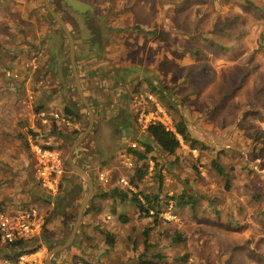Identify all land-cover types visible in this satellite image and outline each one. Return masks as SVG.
<instances>
[{
    "label": "rangeland",
    "instance_id": "374dc122",
    "mask_svg": "<svg viewBox=\"0 0 264 264\" xmlns=\"http://www.w3.org/2000/svg\"><path fill=\"white\" fill-rule=\"evenodd\" d=\"M85 1L96 14L67 11L63 0L50 3L74 35L81 85L94 110L92 131L73 155L94 182L98 211L84 212L74 241L52 261L137 264L161 254V264H264V0ZM149 93L173 128L187 121L195 148L182 140L168 154L140 127L138 107L155 109ZM66 108L80 117L63 116ZM89 122L68 36L46 0H0V209L37 206L46 222L30 246L45 244L49 255L72 234L89 193L87 179L68 161ZM139 138L154 151L136 187L132 179L142 162L127 148ZM36 141L59 150L69 164L57 194L37 178ZM102 171L109 183L100 181ZM116 188L152 195L162 189L158 221L131 202L103 196ZM182 193L197 198L195 208L165 204ZM12 254L0 240V261Z\"/></svg>",
    "mask_w": 264,
    "mask_h": 264
},
{
    "label": "built area",
    "instance_id": "2783aa9c",
    "mask_svg": "<svg viewBox=\"0 0 264 264\" xmlns=\"http://www.w3.org/2000/svg\"><path fill=\"white\" fill-rule=\"evenodd\" d=\"M147 97L159 112L147 109L144 105L138 107L137 122L140 127L147 131L151 124L163 123L174 130L166 108L157 95L149 93ZM42 115L47 122L46 114ZM55 117L58 118L59 114L56 113ZM31 147L37 163L36 175L41 186L51 194L59 193L67 175L66 164L60 151L38 141L32 142ZM99 179L103 183L110 182L109 176L103 171L100 172ZM120 183L130 186V182L124 177L120 179ZM45 222L46 218L37 206L21 207L13 211L0 209V240L6 245L19 241L30 245L41 235ZM24 250L12 257H4L0 264H47L49 250L45 244L31 245Z\"/></svg>",
    "mask_w": 264,
    "mask_h": 264
},
{
    "label": "trees",
    "instance_id": "16d2710c",
    "mask_svg": "<svg viewBox=\"0 0 264 264\" xmlns=\"http://www.w3.org/2000/svg\"><path fill=\"white\" fill-rule=\"evenodd\" d=\"M253 4V2H250ZM94 45H97L95 42ZM63 116H68L69 119L71 117L74 118H79V113L77 111H74L72 109L68 110L66 108L65 112L62 114ZM63 116L61 118L63 119ZM60 119V118H59ZM55 120L53 122L54 130L53 133H55L58 128V123L60 120ZM134 121V120H133ZM132 122V121H131ZM127 123V122H126ZM131 126V124L127 125ZM78 132V131H77ZM76 132V133H77ZM61 135H67L66 132H59ZM147 135L153 139L160 147L162 150L167 152L168 154H176L178 149L181 147L182 140L190 143L192 148H195L196 141L193 140L192 137V131L190 130V127L187 123V121L184 118H181L176 121L175 123V129L168 128L165 124L163 123H156V124H151L147 131ZM67 136L71 137V134H68ZM140 144L138 146H132V144L127 148V152L129 156L135 158L138 162H142L140 167H137L136 173L134 178L132 179V184L135 185L136 187L138 186V182L143 180L145 176L147 175L149 171V159L150 155L154 151L153 146L145 139L139 138L137 140ZM53 147V146H52ZM155 159V158H154ZM214 166L217 168V170L222 174L227 176L228 173L226 172L225 168L220 164L218 160H214ZM66 165L69 166V164L66 162ZM158 165V164H157ZM161 178V183L163 182V177L159 175ZM66 183V180L64 181ZM63 183L62 189L65 187V184ZM162 188V184H161ZM162 189H160V192L156 195L152 194H144L143 192H135L131 189L126 190H120V189H112L109 192H105L103 196L105 197H114L120 199L122 203H128L131 202L133 205H135L138 209L139 212L142 215H145L147 217H153L158 221L159 219V214L161 213L162 205H163V200L161 197ZM51 194V193H50ZM63 192L58 194V196L62 195ZM60 198V197H59ZM165 204H172V206L175 207H185V206H190L192 208L196 207L197 204V198L194 196H189L185 193L182 194H177L173 196H169L165 199ZM96 205L94 203V198H92L91 203L88 205L85 213H88L89 210L96 209L98 211V208H95ZM2 209V208H1ZM57 214V209H54L49 217L47 218V222L51 220L54 215ZM122 219L124 221H127L128 218L125 216H122ZM149 232L150 229L146 230V240L145 243L147 244V248L149 246H152V244L149 242ZM108 240L110 243H113V240L111 238V234L108 232L106 233ZM182 240V237L179 236L174 239V242ZM10 249H12V255H9L7 257H12L13 255L20 254L24 252V248L29 247L30 245H25L23 241H19L10 245H7ZM163 259V255L157 254L154 258H147V257H141L140 260L137 262V264H161V260ZM83 264H95L92 262H89L87 260H83Z\"/></svg>",
    "mask_w": 264,
    "mask_h": 264
},
{
    "label": "water",
    "instance_id": "95a60500",
    "mask_svg": "<svg viewBox=\"0 0 264 264\" xmlns=\"http://www.w3.org/2000/svg\"><path fill=\"white\" fill-rule=\"evenodd\" d=\"M47 2V8L49 10V12L52 14V16L55 18V20L60 24V26L62 27V29L64 30V32L66 33V35L68 36L69 42H70V56H71V62H72V67L75 73V78H76V84H77V88H78V92L79 95L82 99V101L84 102V104L86 105L88 111H89V116H90V122H89V126L88 128L82 133V135L74 142L73 146H72V150L71 153L69 155L68 161L69 164L71 165L72 169L80 174L81 176H83L84 178L87 179L88 184H89V193L86 196L85 200L83 201V204L80 208L79 211V215H78V220L75 224V227L73 229L72 234L70 235V237L62 244H58L56 245L53 250L51 251L47 264H55L52 261V258L55 254H57L58 252L66 249L67 247H69L72 242L74 241L77 232H78V228L79 225L82 221V217L84 215L85 212V208L88 205L90 199L93 196L94 193V182L91 178V176L88 174V172L82 168L80 165H78L75 161H74V151L78 148V146H80V144L86 139V137L88 136V134L92 131V128L94 126V110L92 108V105L89 101V99L86 97L82 85H81V79H80V74H79V70H78V65H77V61H76V45H75V38L74 35L69 27V25L67 24V22L65 21V19L60 15V13H58L57 10H55L50 3V0H46ZM63 7L65 10L73 12V13H79V14H96L97 13V9L96 7L90 3L87 2L85 0H63Z\"/></svg>",
    "mask_w": 264,
    "mask_h": 264
}]
</instances>
